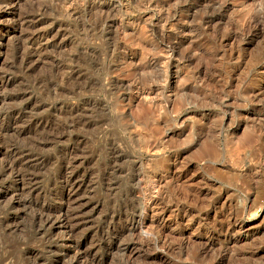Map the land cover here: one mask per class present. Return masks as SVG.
I'll return each mask as SVG.
<instances>
[{"label":"rangeland","instance_id":"obj_1","mask_svg":"<svg viewBox=\"0 0 264 264\" xmlns=\"http://www.w3.org/2000/svg\"><path fill=\"white\" fill-rule=\"evenodd\" d=\"M2 3L0 264H264V0Z\"/></svg>","mask_w":264,"mask_h":264},{"label":"bare ground","instance_id":"obj_2","mask_svg":"<svg viewBox=\"0 0 264 264\" xmlns=\"http://www.w3.org/2000/svg\"><path fill=\"white\" fill-rule=\"evenodd\" d=\"M19 1L20 0H0V13H1V11H2V9H3V7L2 6H4L3 5V3L2 2H4V3H6V6H8L9 8H14L15 9V7H17L18 6V3H19ZM21 3V2H20ZM69 6V5H68ZM10 153V152H9ZM14 153V152H13ZM12 157V156H11ZM15 157V156H14ZM17 157V156H16ZM18 158V157H17ZM14 159V158H13ZM16 159V158H15ZM19 159V158H18ZM20 162V161H19ZM11 165V164H10ZM18 167V166H17ZM14 168H12L11 166H10V168H9V170H13ZM7 171V170H6ZM15 175L17 176L18 175V170H16L15 169ZM65 173V172H64ZM12 174V173H11ZM20 174V173H19ZM12 176V175H11ZM18 177V176H17ZM20 177H22V176H20ZM65 177V176H64ZM72 178H70L69 176H68V180L67 181H65V182H69L70 180H71ZM71 183V182H70ZM68 185V184H67ZM66 185V186H67ZM77 185V184H76ZM64 187V186H63ZM78 189H79V185H77V186H73V183L72 184H70L69 186H68V188H64V190H63V202H64V204H63V206L60 208V212H59V214L56 216V217H53V216H51V217H49V216H47L46 218H44L43 220H42V224L41 225H43V227L45 226H48L49 227V225L50 226H52V225H54L56 222L59 224V229H61V233L63 234L62 236H61V238L62 239H64V237H66V236H70V234L73 232V230H74V224H72V220L74 219V218H77L78 216H80L79 214H76V213H74V211L76 210H74V207H73V204L75 203V196L78 194ZM80 190V189H79ZM22 191V190H21ZM56 215V214H55ZM41 218H43V217H41ZM75 222V221H74ZM56 225V224H55ZM68 239V238H67ZM70 240V239H69ZM67 245H68V249H75L76 247H77V243L75 244V245H70V244H68L67 243ZM86 256H83L82 254H80V251H78L77 250V252H75V254H74V256H73V258H72V263L73 264H87V262H89V261H87L86 259ZM87 261V262H86ZM90 263V262H89ZM88 263V264H89ZM92 264H93V261H92Z\"/></svg>","mask_w":264,"mask_h":264}]
</instances>
